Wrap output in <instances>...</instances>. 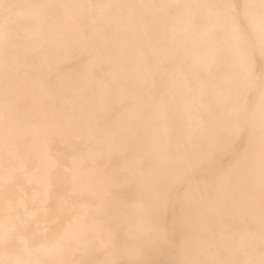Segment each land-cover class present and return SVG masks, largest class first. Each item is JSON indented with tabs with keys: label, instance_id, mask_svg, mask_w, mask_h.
<instances>
[{
	"label": "bare ground",
	"instance_id": "1",
	"mask_svg": "<svg viewBox=\"0 0 264 264\" xmlns=\"http://www.w3.org/2000/svg\"><path fill=\"white\" fill-rule=\"evenodd\" d=\"M0 264H264V0H0Z\"/></svg>",
	"mask_w": 264,
	"mask_h": 264
}]
</instances>
